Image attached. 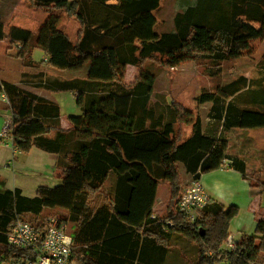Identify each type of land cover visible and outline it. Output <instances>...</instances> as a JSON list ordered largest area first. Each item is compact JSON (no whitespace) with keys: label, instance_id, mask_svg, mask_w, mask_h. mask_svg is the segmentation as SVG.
<instances>
[{"label":"trees","instance_id":"trees-1","mask_svg":"<svg viewBox=\"0 0 264 264\" xmlns=\"http://www.w3.org/2000/svg\"><path fill=\"white\" fill-rule=\"evenodd\" d=\"M26 1L50 15L46 24L37 33L13 27L6 34L0 19V41L8 39V50L16 47L13 55L25 67L34 65L37 48L53 70L84 71L83 78L47 85L78 92L84 116L70 117L71 128L64 130L57 103L0 84L11 110L13 145L22 153L38 148L59 155L61 180L29 198L20 189L8 190L0 177V264L30 259V253L8 245L7 234L18 219L38 217L46 209L67 213L58 220L73 237L74 264H168L174 235L197 247L196 259L186 264H264V218L257 219L254 234H243L225 251L236 206L211 199L193 221L179 208L185 190L179 164L199 181L227 165L246 175L245 162L228 154L229 144L219 133L220 128L222 134L264 128V85L246 97L242 90L252 81L241 78L200 95L199 104H211L208 118L217 124L211 134L199 112L177 100L163 113L151 105L153 69L172 70L200 58L218 73L223 63L253 56L264 41V0L192 1L176 16L173 33L157 32L162 0H85L116 2L121 16L112 31L108 22L89 27L82 0ZM61 11L79 23L75 40L58 27L55 15ZM128 66L137 76L127 84ZM259 68L264 75V56ZM162 184L169 186V198L164 213L153 216ZM250 187L264 190V172L253 175Z\"/></svg>","mask_w":264,"mask_h":264},{"label":"crops","instance_id":"crops-1","mask_svg":"<svg viewBox=\"0 0 264 264\" xmlns=\"http://www.w3.org/2000/svg\"><path fill=\"white\" fill-rule=\"evenodd\" d=\"M14 3L11 0H0V6H5H3L4 13L6 9L14 8L16 6ZM0 19L3 20L1 13ZM58 27L65 32L60 25ZM1 42L7 43L8 39ZM36 50L39 49H34L32 53L34 62L32 67H25L20 60L14 57L13 50H7L4 58L8 60V63L16 60L20 62V66L11 69L7 65L0 64V84L10 83L33 95L57 103L61 112V128L68 130L71 128L70 117L84 116L83 109L77 104L78 92L50 89L47 85L59 78L49 76L53 69L46 66L47 56L41 51L42 53L36 57ZM21 75L22 79H20ZM83 77L85 74L81 76L77 74L76 77L64 80ZM7 110V105L0 100V133L7 120L10 119L7 117ZM222 133V128H220L219 135H223ZM224 137L229 144L228 154L245 162L246 175L243 176L234 168L224 167L202 175L200 182L214 202L227 208L236 206L239 209L230 227L232 238L238 240L243 234H254L257 219L264 218V190H253L250 187L253 175L264 172V128L253 130L234 128L225 132ZM58 161L59 155L57 154L47 153L38 148L22 153L11 142L0 139V177L5 181L8 190L20 189L26 197H35L39 187H53L60 184V176L56 169ZM186 179L188 181L191 177L186 175ZM158 195L159 188L153 216L159 215L157 213ZM183 245L184 250H187L185 243ZM170 257L175 258V264H183L181 254L171 251Z\"/></svg>","mask_w":264,"mask_h":264},{"label":"rangeland","instance_id":"rangeland-1","mask_svg":"<svg viewBox=\"0 0 264 264\" xmlns=\"http://www.w3.org/2000/svg\"><path fill=\"white\" fill-rule=\"evenodd\" d=\"M11 1H14L16 6L11 8V10L6 9L5 13L3 12L4 5L0 6V13L2 15V21L4 23L6 34H9L10 29L13 27L27 29L37 33L46 24L50 16L49 14L34 9L26 0ZM192 1L195 0H162L161 8L156 12V16L159 20L157 32L173 33L175 31L174 22L176 16L183 13L187 4ZM115 4L116 2H111L110 5L93 4L82 0V8L88 16L89 27L94 29L95 26H98L101 23L104 24V22L107 25L108 22L111 31L114 30V28L118 26L121 16V10L116 7L117 5L115 6ZM55 16L58 17L59 25L63 28V30L72 40H75L79 32L78 21L70 19L64 11L56 12ZM8 47L9 41L7 43L0 41V64L4 66L7 65V67L11 69L17 68L20 66L19 61L12 60L8 63V60L4 58ZM10 50H13V54L16 53V47H13ZM39 53H42L41 50H36L35 56L38 57ZM263 56L264 41L256 46V51L253 56L223 63L221 70L218 73L210 62L200 58L194 62L187 63L172 70L163 71L160 69H153L152 72L156 75V82L154 85V94L152 96L151 105L157 109L158 113H163L166 111L167 104H169L172 99L177 100L184 106L198 111L204 126L206 127V132L211 134V129L214 128V124L217 125L208 118V112L211 108V104H199L198 97H200L203 93H216L218 89L234 83L241 78L247 79L248 82L250 80L252 81L250 87L242 90V94L246 97L253 93L254 90L263 88L264 83H262V77L264 75L259 68V62ZM53 71H50L49 76H52V78L57 77L59 80L76 77L77 74H79V76L84 75V71H81L80 73L75 72L73 75L70 72ZM136 76V68L133 66L127 67L124 75L125 83L133 82ZM20 79H22V75ZM242 84L243 83H240V85ZM7 111V117L11 118V110L8 108ZM168 116L171 118L170 114ZM179 168L183 174L184 186L186 190L189 187L191 179L186 181L187 174L182 164H179ZM209 197L211 196L209 195ZM168 198L169 186L167 184L160 185L157 202L158 214L162 215L164 213ZM96 201L98 205H101L103 197L96 198ZM66 216L67 213L64 210L46 209L38 217L28 215L25 216L23 220L32 224H42L51 217L60 219ZM183 243L187 246V250H184ZM171 250L172 252H177L182 255V263L185 261L184 264L195 260L197 257V247L190 244L179 235L173 236ZM171 259L168 264H175V258L171 257Z\"/></svg>","mask_w":264,"mask_h":264},{"label":"built area","instance_id":"built-area-1","mask_svg":"<svg viewBox=\"0 0 264 264\" xmlns=\"http://www.w3.org/2000/svg\"><path fill=\"white\" fill-rule=\"evenodd\" d=\"M1 100L9 104L6 94L0 95ZM12 118L8 119L0 133V139L12 143ZM225 167H228L225 166ZM211 197L206 193L199 180H190L189 187L179 203V208L186 213L191 221L198 212L204 209ZM8 245L30 253V259L25 264H74V241L68 227L51 217L40 225H34L18 219L7 234ZM225 251L235 248V240L230 235L222 246Z\"/></svg>","mask_w":264,"mask_h":264}]
</instances>
